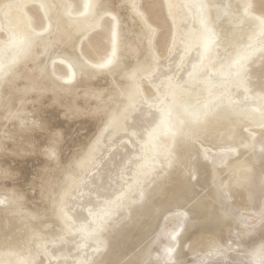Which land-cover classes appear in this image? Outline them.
I'll use <instances>...</instances> for the list:
<instances>
[{"label": "rangeland", "instance_id": "374dc122", "mask_svg": "<svg viewBox=\"0 0 264 264\" xmlns=\"http://www.w3.org/2000/svg\"><path fill=\"white\" fill-rule=\"evenodd\" d=\"M18 1L0 0V264H264V120L253 125L264 110V0H231L263 27L242 70L220 81L216 70L196 76L205 61L193 32L220 35L224 22L201 18L199 0H131L143 33L115 1L121 25L133 24L122 37L110 13L65 36L53 0L49 30L41 1L25 4L37 42L23 54L7 17ZM66 1L83 12L85 0ZM182 106L198 112L177 130Z\"/></svg>", "mask_w": 264, "mask_h": 264}, {"label": "bare ground", "instance_id": "6f19581e", "mask_svg": "<svg viewBox=\"0 0 264 264\" xmlns=\"http://www.w3.org/2000/svg\"><path fill=\"white\" fill-rule=\"evenodd\" d=\"M41 1L42 8L46 14V18L48 20V29L50 28V23H51V18H50V8L48 5L47 0H19L16 3H12L8 6V13L7 17L10 20V22L13 24L15 21H19V28L20 31L22 32L23 35H25V31L28 29L29 25L27 23V20L24 18V14H22V7L25 4L33 3ZM109 1V0H108ZM115 1L120 2L119 4H122V0H113L110 5L105 7V3H101V0H85V5H84V10L82 13H80L79 16H73L72 13L69 12V2L66 0H53V5L59 10V13H62V16L57 19V22L59 24L65 25L66 28H68L71 32H66L65 36H68L70 33H74L75 31H78L79 34H81L82 29L87 28L86 31L92 30L96 25H97V18H96V13L98 11H102L103 13H110L111 15H114V24H115V36L116 32L120 34L122 37V33L124 31L129 30V26L133 25L132 23H125L124 27H126V30L124 29L123 31V25H121V20L123 19L120 13H114V4ZM200 3V10L199 13L202 15L201 18L203 19H216L218 13H220L222 19L224 20L223 25H222V30L220 31V35H218V32L216 30H208L204 29L201 30L200 28H197L193 33L195 35L194 39L197 42H200L201 44V52H202V60L205 61L204 67H201L199 63L195 64L196 68V76L198 80L204 81L207 80V73L208 71L216 70V80L220 81L221 78H225L226 76H229L231 73L234 74L235 72H240L242 70V65L244 64V59L250 51L247 49L248 42L250 41L258 34H260V31L262 30L263 23L262 20L258 18H253V17H247L243 14L242 9H239L238 11L236 10L235 4L231 3V0H218L216 1V5L213 7V4H210V0H199ZM242 2H245L243 0ZM124 6L126 10V15L125 17L127 18V14L133 15L134 18L138 21V28L139 32H144V26L141 24L139 21L140 19L134 14L133 12L130 11L131 9V0H124ZM223 5V7L221 6ZM240 5V4H239ZM243 7V6H242ZM94 11H97L96 13H93ZM217 11V14L215 15ZM124 17V16H123ZM124 17V18H125ZM202 19V20H203ZM124 20V19H123ZM126 20V19H125ZM221 20V21H223ZM254 21L253 23V29L250 31H247L244 27V25L248 24L249 22ZM47 23V22H46ZM229 23V24H227ZM128 24V26L126 25ZM232 24L235 25L236 27H239L241 31L239 33H233L231 31ZM132 28V27H131ZM214 33V36H213ZM82 35V34H81ZM35 35L33 34L32 36L26 37L25 39L17 40L14 42V47L15 50L19 51L20 54L27 53L28 50H33L36 47V38H30L34 37ZM124 36V35H123ZM119 37V36H118ZM219 38V39H218ZM221 38V39H220ZM148 39V38H147ZM218 40V41H217ZM219 41H222L221 46L219 45ZM117 42V40H116ZM113 46L112 49V57L111 59L107 62L108 64L112 62V60L116 57L118 53V48L117 45ZM2 48V47H1ZM66 48V53L67 50L68 52L73 51L75 52L77 50L76 48V39H71L68 41V43L65 46ZM227 48V49H226ZM238 49V50H237ZM138 50V49H137ZM235 50H237L238 55L240 56L238 59H232L227 62V65L224 67H220L217 69L216 67V61L219 59L220 56L222 55H229L232 53H235ZM18 53V54H19ZM69 54V53H68ZM70 55V54H69ZM73 59V58H72ZM77 59V57L75 58ZM26 62H29L28 58L26 57ZM78 64H80V61H77ZM47 63L51 65L52 59H48ZM68 62V68H70ZM105 63L103 64V67H107L108 64ZM5 64L7 65V61H5ZM72 66V65H71ZM201 67V68H198ZM73 68V67H72ZM6 69V68H4ZM75 71H71L69 76L70 79H73L74 75L73 73ZM238 77V80L241 79V74L236 75ZM194 78V76L192 77ZM195 79V78H194ZM224 81V79H223ZM211 94L216 98L218 95L219 97H224L225 96V91L226 88L224 85L219 86L218 88H214ZM195 109L188 107V106H182V107H176L174 110V113L171 114L172 116V121H173V126L178 129H181L182 125L185 124L189 119L191 114L197 113ZM253 125L259 124L261 121L264 120V110L260 113H257L254 118H253ZM169 122L171 124V121L169 119ZM251 124V122H250ZM248 126V125H247ZM167 131H172L174 132V129H167ZM236 135V139L240 140L243 139L242 135L238 133ZM243 141V140H242ZM247 137L244 139V144L247 142ZM243 144V145H244ZM211 146V145H210ZM219 147V146H218ZM216 149H220V148ZM243 146L242 148H244ZM231 149L235 150L237 147L233 146ZM240 158V157H239ZM208 170V168H206ZM202 198V197H201ZM205 205V204H204ZM204 208V207H203ZM192 211H197V208L195 206L192 207ZM198 213V211L196 212ZM109 219L106 220V223ZM108 223L104 225L105 229L107 227ZM103 229V230H105ZM264 258V255H263ZM174 259V258H173Z\"/></svg>", "mask_w": 264, "mask_h": 264}]
</instances>
